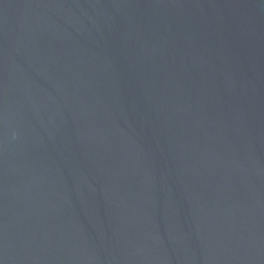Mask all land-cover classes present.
Wrapping results in <instances>:
<instances>
[{"label": "water", "instance_id": "obj_1", "mask_svg": "<svg viewBox=\"0 0 264 264\" xmlns=\"http://www.w3.org/2000/svg\"><path fill=\"white\" fill-rule=\"evenodd\" d=\"M0 264H264V0H0Z\"/></svg>", "mask_w": 264, "mask_h": 264}]
</instances>
